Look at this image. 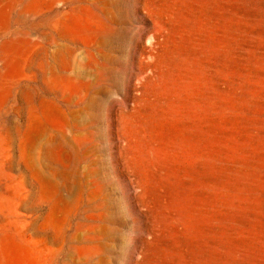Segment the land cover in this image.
<instances>
[{"label": "rangeland", "instance_id": "1", "mask_svg": "<svg viewBox=\"0 0 264 264\" xmlns=\"http://www.w3.org/2000/svg\"><path fill=\"white\" fill-rule=\"evenodd\" d=\"M0 264H264V0H0Z\"/></svg>", "mask_w": 264, "mask_h": 264}]
</instances>
